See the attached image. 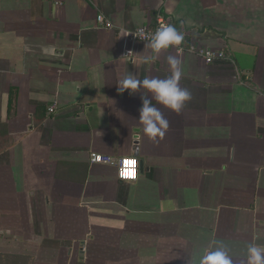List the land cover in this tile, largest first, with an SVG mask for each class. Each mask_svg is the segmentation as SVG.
I'll return each mask as SVG.
<instances>
[{"label":"crops","instance_id":"crops-1","mask_svg":"<svg viewBox=\"0 0 264 264\" xmlns=\"http://www.w3.org/2000/svg\"><path fill=\"white\" fill-rule=\"evenodd\" d=\"M158 13L184 50L144 63L150 43L127 31ZM170 55L191 100L156 104L152 140L145 90L118 82L166 78ZM92 153L137 157L138 179ZM217 241L233 264L264 246V0H0V264H192Z\"/></svg>","mask_w":264,"mask_h":264},{"label":"clouds","instance_id":"clouds-1","mask_svg":"<svg viewBox=\"0 0 264 264\" xmlns=\"http://www.w3.org/2000/svg\"><path fill=\"white\" fill-rule=\"evenodd\" d=\"M184 36L173 25L159 27L149 37L150 47L153 55L145 57L144 63L154 61L162 50L177 47L182 44ZM167 62L171 73L166 78H144L130 74L118 82V90L124 92L129 90L130 94L145 90L141 93V107L139 109L138 121L142 125L144 135L152 140L163 138L168 128V121L163 117L156 104L163 105L172 111L179 113L186 102L191 100L188 89L180 86L183 75L182 61L176 56H168ZM153 101L156 103L154 104ZM125 175H128L126 172ZM246 264H264V246L250 242L246 246ZM192 264H233L232 257L219 241L214 242L208 248L195 253Z\"/></svg>","mask_w":264,"mask_h":264},{"label":"built area","instance_id":"built-area-1","mask_svg":"<svg viewBox=\"0 0 264 264\" xmlns=\"http://www.w3.org/2000/svg\"><path fill=\"white\" fill-rule=\"evenodd\" d=\"M97 24L99 27H104L108 29L114 28V24L111 20L106 18L103 14L97 16ZM164 25H173L171 20L164 14L158 13L156 15V20L153 24L146 23L139 26L136 29L127 31V35L130 40L149 42L150 35L155 32L159 27ZM178 51L182 52L184 50L183 45L177 46ZM192 51H195L198 55L205 58L208 63H213L219 59L226 58V52L224 50H214L205 47H191ZM57 109L56 104L49 106V112H54ZM91 161L93 163H109L114 164L118 168V178L125 182L135 181L139 176V159L134 156L122 157L118 160L110 156H104L97 153L91 154ZM128 175H125V173Z\"/></svg>","mask_w":264,"mask_h":264},{"label":"water","instance_id":"water-1","mask_svg":"<svg viewBox=\"0 0 264 264\" xmlns=\"http://www.w3.org/2000/svg\"><path fill=\"white\" fill-rule=\"evenodd\" d=\"M142 164H143V162L141 161V162H140V167H142Z\"/></svg>","mask_w":264,"mask_h":264}]
</instances>
